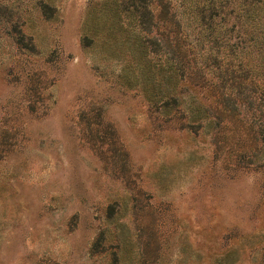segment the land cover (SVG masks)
Segmentation results:
<instances>
[{
  "label": "rangeland",
  "instance_id": "374dc122",
  "mask_svg": "<svg viewBox=\"0 0 264 264\" xmlns=\"http://www.w3.org/2000/svg\"><path fill=\"white\" fill-rule=\"evenodd\" d=\"M134 1L0 0V264H264L253 24Z\"/></svg>",
  "mask_w": 264,
  "mask_h": 264
},
{
  "label": "trees",
  "instance_id": "16d2710c",
  "mask_svg": "<svg viewBox=\"0 0 264 264\" xmlns=\"http://www.w3.org/2000/svg\"><path fill=\"white\" fill-rule=\"evenodd\" d=\"M192 4V10L194 16L199 21L201 26H203L211 34H216L222 31L223 21L227 17H233L234 19H249L253 24L254 33H252L250 38V44L253 50V55L257 56L259 60H264V0H190ZM136 2V1H134ZM149 0H138V2L131 4L135 9V14H138L140 11L147 12L151 15L148 8ZM128 3V0H125L124 4ZM164 0H158V4L162 7L163 11H168V5L164 4ZM123 10L126 11L127 6H122ZM131 7V8H132ZM175 24L178 28L179 21L176 20ZM176 38L177 48L181 52L180 60H185L187 57L188 48L191 47V44L188 43L189 37H182L181 31L179 32ZM226 41V40H225ZM224 41V42H225ZM248 41V42H249ZM191 52V51H190ZM193 52V51H192ZM195 61L197 58L192 57ZM256 60V59H255ZM258 61V60H257ZM264 66V65H263ZM254 71H257L254 69ZM254 74V73H252ZM261 76L264 77V72L261 73ZM264 81V79L262 80ZM175 102L178 103V99L174 98Z\"/></svg>",
  "mask_w": 264,
  "mask_h": 264
}]
</instances>
